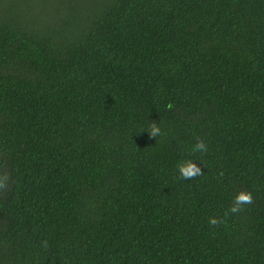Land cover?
<instances>
[{
	"label": "trees",
	"instance_id": "trees-1",
	"mask_svg": "<svg viewBox=\"0 0 264 264\" xmlns=\"http://www.w3.org/2000/svg\"><path fill=\"white\" fill-rule=\"evenodd\" d=\"M3 173L0 264H264V0H0Z\"/></svg>",
	"mask_w": 264,
	"mask_h": 264
},
{
	"label": "clouds",
	"instance_id": "clouds-1",
	"mask_svg": "<svg viewBox=\"0 0 264 264\" xmlns=\"http://www.w3.org/2000/svg\"><path fill=\"white\" fill-rule=\"evenodd\" d=\"M147 131L150 138H157L162 135L160 124L152 121L146 129H141L140 132ZM209 151L208 144L201 138H197L196 143L192 146L188 155L195 156V154H206ZM200 161V164L197 163ZM201 164H204L202 159L188 158L183 159L177 163L178 178L182 181L194 180L197 177L203 176ZM223 173H221V176ZM10 176L8 173L0 174V192H5L9 187ZM254 202V197L251 191L241 190L234 197L230 207L224 212L223 217L213 216L208 219L210 227L216 228L221 225H227V218L233 214H239L245 211V206L251 205ZM44 247H47V241L43 242Z\"/></svg>",
	"mask_w": 264,
	"mask_h": 264
}]
</instances>
